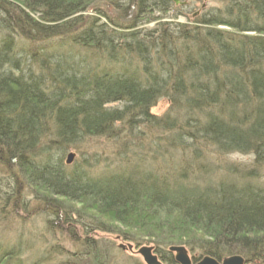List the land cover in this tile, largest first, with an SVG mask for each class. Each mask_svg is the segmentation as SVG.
<instances>
[{"label":"trees","instance_id":"obj_1","mask_svg":"<svg viewBox=\"0 0 264 264\" xmlns=\"http://www.w3.org/2000/svg\"><path fill=\"white\" fill-rule=\"evenodd\" d=\"M220 2L180 22L173 0H0V166L14 178L0 219L27 221V183L46 194L32 201L48 230L76 237L61 201L94 213L75 211L86 250L73 253L92 264H112L95 232L152 244L162 264H177L171 245L264 264V0ZM88 140L116 159L65 166ZM236 152L251 167L214 178L213 154ZM27 247L0 242V264Z\"/></svg>","mask_w":264,"mask_h":264},{"label":"rangeland","instance_id":"obj_2","mask_svg":"<svg viewBox=\"0 0 264 264\" xmlns=\"http://www.w3.org/2000/svg\"><path fill=\"white\" fill-rule=\"evenodd\" d=\"M186 3V4H185ZM204 4V5H203ZM220 0H178L175 6H186V9H183V12H188L185 16H179L177 21L186 22L192 19L193 17L200 14L202 8L211 7L214 5H220ZM203 5V6H202ZM223 28V27H221ZM169 106V102L166 98H161L156 102V104L150 109V112L155 116H162L165 114ZM69 152L74 153V157L69 164L65 163V166L70 168L73 165L77 164H84L82 162L83 158L86 157H98L99 164H96L94 168H88V166L84 168L91 169V172L97 171V169L102 168L104 162H109L116 159L114 147L107 141H97V140H88L87 142L77 146L75 148H69L65 151L63 156V161L65 162L66 156ZM151 156V155H150ZM89 158V159H90ZM253 154H245V153H232L229 155H221L215 156L213 154V159L211 162L214 164L215 172L213 174L214 178L224 177L226 175L227 166L233 164L237 168H250L252 165ZM36 162V161H35ZM264 166V165H263ZM261 171H257L256 180L260 183L264 184V167L258 166ZM97 168V169H96ZM12 169V168H11ZM98 169V170H99ZM7 169L0 166V191H4L7 195L11 194L12 187H13V179L7 174ZM13 172V171H12ZM21 197L26 201H29L27 208L28 210H32L30 215L27 218V221L24 224H21L14 220L13 218L9 219L8 221L0 219V242L6 244H15L16 242H22L23 246H28L22 254L21 264H92V256L84 255V258L78 259L76 258L73 253L77 251H84L85 247L80 245V238H83L82 233L80 231L81 224L80 222L87 221L86 218L79 219L75 214V211H81L84 213H88L94 215V213L90 210L84 209V207L76 202H69V201H61L63 203V211L68 210L71 211L72 217L75 220V233L76 237H72L70 234V227L72 225H64V229L60 230H48L46 227V216L40 210L41 207L36 208V206H40L39 202L32 201V198L35 197V194L39 195H46L44 192H36V190L32 187H29L27 183L22 184L21 187ZM2 195L0 193V210H1V203ZM46 197V196H44ZM14 196L11 195L10 199L8 200L7 209L10 208V201L13 200ZM60 202V201H59ZM34 210V211H33ZM46 218V219H45ZM113 228L119 229L124 231L123 226L118 224L111 223ZM62 227V228H63ZM129 232H133L137 234V231L128 230ZM170 231H166V235ZM71 237H70V236ZM139 235V233H138ZM199 235L195 234V237ZM94 237L98 239H102V247L108 248L109 250V258L111 259L112 264H144L141 257L136 254L135 252H130L128 250H122L119 248V244H132L134 249L138 248L139 246H135L132 242L122 241L120 236L114 235L111 233H101L95 232ZM70 240H68V239ZM72 238H75V242L77 244H73ZM182 239V238H181ZM77 245V247H76ZM152 246V244H143ZM59 246H64L65 249H60ZM185 246V245H184ZM186 247V246H185ZM55 249H58L55 251ZM188 250L189 255L192 257L198 256V250H192L186 247ZM117 250H121L122 253H118ZM49 252V253H46ZM49 254V255H48ZM89 256V257H88Z\"/></svg>","mask_w":264,"mask_h":264},{"label":"water","instance_id":"obj_3","mask_svg":"<svg viewBox=\"0 0 264 264\" xmlns=\"http://www.w3.org/2000/svg\"><path fill=\"white\" fill-rule=\"evenodd\" d=\"M175 4L178 0H174ZM204 5V4H203ZM202 5V6H203ZM74 157V153L70 152L67 154L66 163L69 164ZM119 248L122 250H128L138 254L145 264H162L158 256L154 253V248L148 245H141L134 249L132 244H119ZM173 254L174 261L177 264H253L248 263L239 254H233L225 256L220 260L215 259L210 255H204L200 257L195 263L192 262L191 256L184 245H171L167 249Z\"/></svg>","mask_w":264,"mask_h":264},{"label":"bare ground","instance_id":"obj_4","mask_svg":"<svg viewBox=\"0 0 264 264\" xmlns=\"http://www.w3.org/2000/svg\"><path fill=\"white\" fill-rule=\"evenodd\" d=\"M70 153V152H69ZM143 261V260H142ZM246 261V260H245ZM247 262V261H246ZM144 263V262H143ZM248 263H251V262H248ZM145 264V263H144Z\"/></svg>","mask_w":264,"mask_h":264},{"label":"flooded vegetation","instance_id":"obj_5","mask_svg":"<svg viewBox=\"0 0 264 264\" xmlns=\"http://www.w3.org/2000/svg\"><path fill=\"white\" fill-rule=\"evenodd\" d=\"M193 263H195L193 260H192Z\"/></svg>","mask_w":264,"mask_h":264}]
</instances>
